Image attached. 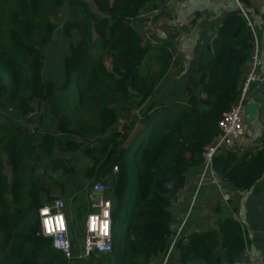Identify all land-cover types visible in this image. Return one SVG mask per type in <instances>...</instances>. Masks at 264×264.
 <instances>
[{"label": "trees", "instance_id": "obj_1", "mask_svg": "<svg viewBox=\"0 0 264 264\" xmlns=\"http://www.w3.org/2000/svg\"><path fill=\"white\" fill-rule=\"evenodd\" d=\"M91 1L95 9L87 0H0V264L79 263L40 233L37 213L54 198L64 199L75 255L97 180L108 185L111 202L112 249L102 258L147 264L169 247L170 208L186 172L203 164L217 122L239 98L254 45L239 8L222 20L206 45L208 55L184 68L176 32L165 27L166 38L145 37L132 25L168 0ZM63 7L64 37L71 39L59 77L45 78V51L57 28L52 18ZM76 157L89 165L80 170ZM212 167L234 188L248 189L263 174L264 151L219 153ZM80 192L84 199L76 202ZM199 236L188 238L192 251ZM214 242L212 236L205 264H219ZM183 246L178 237L181 260L193 258Z\"/></svg>", "mask_w": 264, "mask_h": 264}, {"label": "crops", "instance_id": "obj_2", "mask_svg": "<svg viewBox=\"0 0 264 264\" xmlns=\"http://www.w3.org/2000/svg\"><path fill=\"white\" fill-rule=\"evenodd\" d=\"M173 5L168 8L171 5L166 2L161 10L147 14L148 19L142 16V12L140 18L132 20V25L139 31H145V24L150 28L156 25L159 35L155 36L158 39L167 37L163 30L165 27L176 32L174 45L179 55L183 56L184 68L186 63L197 60L205 52L206 45L216 37L225 16L239 6L243 8L238 0H179ZM243 10L256 33L257 71L262 80L252 84L248 94L244 107L246 112L243 113L244 118H248L249 113L250 124L247 127L244 119L245 138L231 150L238 156L253 155L258 149L264 151V0H250L249 6ZM206 52L203 56L208 55ZM190 169L192 172L188 174ZM190 169L177 202L170 208L175 220L171 223L174 234L169 247L151 257L147 264H205L212 236L215 237L212 245H215V258H218L219 264H264V171L250 188L236 189L213 168L204 171L202 164ZM58 192L54 191L55 194ZM75 200L78 201L77 197ZM84 217L82 214V221ZM177 232L178 237L183 238V247H188L194 259L189 256L187 261L181 260L185 251L174 247ZM194 234L203 236L195 240L197 245L193 250L196 252L190 248L192 241L187 245L188 238ZM103 255L96 253L77 259L80 261L77 264H113L103 259Z\"/></svg>", "mask_w": 264, "mask_h": 264}, {"label": "built area", "instance_id": "obj_3", "mask_svg": "<svg viewBox=\"0 0 264 264\" xmlns=\"http://www.w3.org/2000/svg\"><path fill=\"white\" fill-rule=\"evenodd\" d=\"M179 0H168L167 5L177 4ZM243 17L245 16V11L241 6H239ZM247 26L251 29L253 34V50L249 61L248 70L244 74L241 84H240V94L237 102H235L219 119L217 122V136L213 141L208 144L203 153V166L204 171L213 168L212 160L216 154L226 153L231 151L235 144L243 141L245 138L244 129V107L248 101V94L250 92L251 86L254 83H258L262 80L259 76L257 68L259 66L258 59V42L256 38V33L254 32L251 23L247 20ZM33 125L31 130H33ZM214 169V168H213ZM113 171H117V167H113ZM216 184L215 180H212ZM108 190V185H106L103 180H97L93 182L91 192L89 195V206L90 211H88L84 217L83 230L84 235L80 241L78 247V253L73 255V245L70 241L67 221L65 217V202L61 197L54 198L50 203L45 204L38 209V220L40 233L44 237H49L52 240V246L54 240H60L62 242V247H54L59 250L66 259H85L92 254L100 253L106 254L112 249V233H111V202L106 197V192ZM56 217H59V222L62 225L60 228L53 229L52 232H45L43 227L44 219H52L55 225ZM108 221L107 233L100 232V226ZM93 223L95 226H93ZM178 238V232L174 237V242ZM98 239H103L104 248L99 249L95 246V241Z\"/></svg>", "mask_w": 264, "mask_h": 264}, {"label": "rangeland", "instance_id": "obj_4", "mask_svg": "<svg viewBox=\"0 0 264 264\" xmlns=\"http://www.w3.org/2000/svg\"><path fill=\"white\" fill-rule=\"evenodd\" d=\"M87 3L89 4L91 9H95V7H94V5H93L91 0H87ZM173 6L174 5H171L168 8H171ZM67 15H68L67 9L65 7H63L55 15V16H58V18L57 19H54V17L52 18L56 22L57 28H56L55 32L53 33V38H52L53 41H51V43H50L51 45L49 44L50 46L48 45V47H47V49L45 51V59H46L45 60V64H44V69H45L44 70V76H45V78H47L48 76L54 77L56 75L57 76L59 75V73H58L59 68L58 67H59V64L61 62V57H62V54H64L67 51V44H68L69 40L71 39V38L67 39L66 37H64V34H65V32H64V22L66 20ZM148 26L149 25L145 24V27H146L145 35H144L145 37H147V36L150 37L151 36L150 32H153L154 34H158L159 35V31L155 27L156 25L155 26H151V28L148 27ZM142 34H144V33H142ZM186 65H187V63H186ZM172 70L177 72V69H172ZM173 76L174 75H172L170 77V81H168V82H172L171 80H172ZM177 80H178V78H177ZM177 80H175V81H177ZM169 86H171V84ZM73 87H74V85H72V88ZM71 91H73V89H71ZM72 94H74V93H72ZM144 106H145V104H144ZM37 110H39V109L37 108ZM0 114H3V113H0ZM35 116H37V115H35ZM3 117H5V116L4 115L0 116V120L1 121L4 119ZM129 140H130V138H129ZM129 140H127L126 145L129 143ZM3 158H4V172L7 174V176L9 178H11V171H10L9 163H8V161L6 160V158L4 156H3ZM76 160H77V163H78L77 166L80 168V170L84 166L89 165V163L87 161L81 159L80 157H76ZM191 170L192 169H190L188 174L190 172H192ZM78 178L80 179L81 176H79ZM83 199H84L83 193H81V192L78 193V196H77L78 202L79 201L82 202ZM68 205L69 206L71 205L73 207V203H71V202H69ZM119 230L122 231L123 230V226H121V228Z\"/></svg>", "mask_w": 264, "mask_h": 264}, {"label": "clouds", "instance_id": "obj_5", "mask_svg": "<svg viewBox=\"0 0 264 264\" xmlns=\"http://www.w3.org/2000/svg\"><path fill=\"white\" fill-rule=\"evenodd\" d=\"M59 219H60L59 217H56L55 225H54L52 219H44L43 220V227H44L45 232L50 233L53 231L54 227L55 228L62 227V225L59 222ZM93 226H95L94 223H93ZM107 227H108V221H104V223L100 226V232L106 234L107 233ZM53 246L57 247V248L62 247V242L60 240H54ZM95 246L99 249H103L104 248L103 239L96 240Z\"/></svg>", "mask_w": 264, "mask_h": 264}, {"label": "water", "instance_id": "obj_6", "mask_svg": "<svg viewBox=\"0 0 264 264\" xmlns=\"http://www.w3.org/2000/svg\"><path fill=\"white\" fill-rule=\"evenodd\" d=\"M244 112H246V111H244ZM250 116H249V113H248V118H245V124H246V126L248 127L249 126V124H250Z\"/></svg>", "mask_w": 264, "mask_h": 264}]
</instances>
